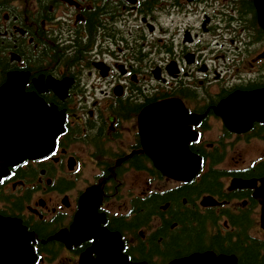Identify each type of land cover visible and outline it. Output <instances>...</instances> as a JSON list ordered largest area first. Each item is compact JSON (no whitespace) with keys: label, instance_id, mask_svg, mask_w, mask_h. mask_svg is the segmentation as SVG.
<instances>
[{"label":"flooded vegetation","instance_id":"af4514ba","mask_svg":"<svg viewBox=\"0 0 264 264\" xmlns=\"http://www.w3.org/2000/svg\"><path fill=\"white\" fill-rule=\"evenodd\" d=\"M251 4L253 8L252 0ZM156 7L161 8L157 15ZM253 12L257 33L243 25L244 18L234 8L212 12L197 0H17L11 17L0 10V56L6 47L18 56L7 59V66L0 63V81L8 70L27 72L25 92L66 114L52 151L9 167L0 184V214L22 220L35 234L36 248L47 262L78 264L86 255L96 264H106L111 242L97 231L100 227L117 233L127 258L148 264H167L208 250L236 255L217 250L210 239L230 234L235 241L234 234L243 226L248 237L260 241V203L254 189L232 182L255 180L259 186L264 178L255 171L264 163V123L234 131L232 110L222 105L236 93L264 85V33ZM93 21L98 27L94 41L89 38ZM74 43L86 44L79 48L77 60L52 61L49 53L43 58V50L60 54L62 47H70L66 54L73 55ZM47 80H65V97L48 87ZM170 99H178L188 114L198 117L186 122L198 133L188 148L201 158L203 167L184 182L154 167L137 121L146 106ZM179 149L176 143L173 150ZM176 158L168 153V160ZM210 169L217 172L218 189L192 194L191 203L181 198L185 207L204 216L202 249L169 258L162 255L158 229L180 228L172 221L170 200L159 202L158 210L135 228L115 224L114 219L128 223L139 215L140 202L150 195L195 185ZM92 186L101 191L96 210L104 222L89 220L75 243L74 218L82 205L91 203L86 190ZM205 196L217 204L202 205ZM233 216L239 217L235 224ZM40 223L46 225L44 238L36 231ZM154 243L160 251L142 256L140 246L148 252Z\"/></svg>","mask_w":264,"mask_h":264},{"label":"water","instance_id":"95a60500","mask_svg":"<svg viewBox=\"0 0 264 264\" xmlns=\"http://www.w3.org/2000/svg\"><path fill=\"white\" fill-rule=\"evenodd\" d=\"M261 26L264 28V0L256 1ZM23 82L19 83L18 78L10 73L7 80L0 86V166L14 164L25 155L36 154L45 149L53 142L48 140L46 131L47 125L53 124L56 118L53 117L52 109H49L43 101L37 97L26 96L23 91ZM19 100V101H18ZM237 103L236 100L233 102ZM26 104V108L33 106L36 114V120L31 126V135L26 136L22 132L25 127L16 123L15 114L18 105ZM236 109L239 116H244L250 121H264V87L253 91L243 97L242 102ZM25 109L22 107V113ZM143 119V118H142ZM49 122V123H47ZM36 124V125H34ZM34 125V126H33ZM36 130L33 132V130ZM33 132V133H32ZM36 134L34 139L32 136ZM48 140V141H47ZM33 142V143H32ZM166 162V161H164ZM159 164V162H156ZM188 161H175V166L168 169L167 174L175 177L182 174H194L198 168L188 166ZM3 171L0 169V177ZM256 198L261 202V225L264 228V181L263 186L255 192ZM33 234L29 233L19 220L4 218L0 216V264H33L36 261V255L30 244ZM117 249H113L114 253ZM118 262V259L115 261ZM82 264V260L81 263ZM119 264V263H115ZM128 264H145L132 263ZM169 264H238L235 256L215 255L212 252L194 253L186 257L176 259Z\"/></svg>","mask_w":264,"mask_h":264},{"label":"trees","instance_id":"16d2710c","mask_svg":"<svg viewBox=\"0 0 264 264\" xmlns=\"http://www.w3.org/2000/svg\"><path fill=\"white\" fill-rule=\"evenodd\" d=\"M206 1H215V0H206ZM12 0H0V9L11 10L12 9ZM228 7H232L236 10V13L244 18V26L248 27V29H252L255 33L254 25V12L251 4V0H228ZM94 24L91 23V25ZM97 26H90L91 31L89 32L90 40L94 41V36L97 31ZM5 44L7 42L5 41ZM76 47V51L73 55H67L66 50L70 47H62L60 49V54L56 52H51V50H43V58L47 56L49 53V57L53 60V58H58L59 61H73L77 60L81 57L82 51L79 49L80 47H84L86 44H72V46ZM4 55V52L3 54ZM0 56V63L4 64V66L8 65L7 58L5 56ZM58 55V56H57ZM255 171H259L260 173H264V163L258 164L255 168ZM217 172L210 169L200 180L199 183L186 184L182 187L175 189L173 191H168L163 195L152 194L147 197L145 200L140 202L141 204V213L139 215H135L128 223L122 219H114L116 225H128L129 227H137L141 222H144L146 218L149 217L150 213L158 210L159 202L172 201L169 208H174L172 214V221H177L180 224V228H175L173 231H168V226L163 225L160 229H158V235L162 236L161 244L164 246V251H162V255L165 258L180 256L182 254L187 253L190 250H199L202 249L204 244V216L199 214L196 210L185 207L181 203V198L183 196L187 197L188 202L191 203V195L198 193L199 191L208 190L214 191L219 187V183L217 182ZM21 202L16 201V206H20ZM239 217L233 216L232 221L235 224V221L238 220ZM170 220V223L172 222ZM195 223V225H193ZM46 225L44 223H40L36 231L42 235L44 238ZM236 235V240H232V236L229 234L226 237H220L219 235H214L210 239V245L216 247L217 250L223 252H233L238 257L239 264H264V241H256L252 238L248 237L245 232V227L239 228V233ZM227 240V243L224 246V241ZM50 245H52L49 242ZM47 245H43L45 248ZM142 252V256L149 255L152 251L158 253L160 250V246L157 243H154L153 248L148 252H144V248L140 246L139 248Z\"/></svg>","mask_w":264,"mask_h":264},{"label":"rangeland","instance_id":"374dc122","mask_svg":"<svg viewBox=\"0 0 264 264\" xmlns=\"http://www.w3.org/2000/svg\"><path fill=\"white\" fill-rule=\"evenodd\" d=\"M131 179V178H130ZM260 237H263V234L262 233H260Z\"/></svg>","mask_w":264,"mask_h":264},{"label":"snow or ice","instance_id":"6c2138e0","mask_svg":"<svg viewBox=\"0 0 264 264\" xmlns=\"http://www.w3.org/2000/svg\"><path fill=\"white\" fill-rule=\"evenodd\" d=\"M55 154V153H54ZM3 183V180H0V184H2Z\"/></svg>","mask_w":264,"mask_h":264}]
</instances>
